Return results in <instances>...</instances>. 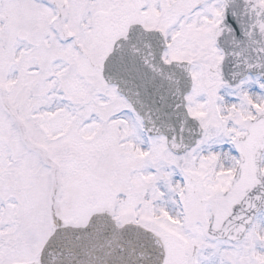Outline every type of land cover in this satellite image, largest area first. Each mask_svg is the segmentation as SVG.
Returning a JSON list of instances; mask_svg holds the SVG:
<instances>
[{"label":"snow or ice","instance_id":"6c2138e0","mask_svg":"<svg viewBox=\"0 0 264 264\" xmlns=\"http://www.w3.org/2000/svg\"><path fill=\"white\" fill-rule=\"evenodd\" d=\"M0 264H264V0H0Z\"/></svg>","mask_w":264,"mask_h":264}]
</instances>
